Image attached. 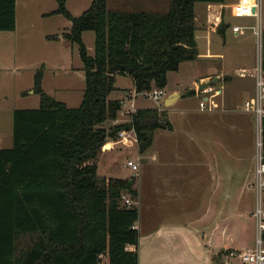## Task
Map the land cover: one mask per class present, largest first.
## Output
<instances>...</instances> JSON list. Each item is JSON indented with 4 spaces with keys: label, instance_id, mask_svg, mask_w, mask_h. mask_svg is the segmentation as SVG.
<instances>
[{
    "label": "trees",
    "instance_id": "trees-1",
    "mask_svg": "<svg viewBox=\"0 0 264 264\" xmlns=\"http://www.w3.org/2000/svg\"><path fill=\"white\" fill-rule=\"evenodd\" d=\"M197 1L225 0H170L164 11L109 8L108 0H92L80 14L58 0L53 12L72 21L65 35L79 43L85 91L79 106H69L43 88L39 68L33 84L39 106L13 111V144L0 146V264H98L101 252L110 264H139L138 249L128 247L139 241V210L122 200L123 191L136 196L137 189L132 178L101 181L98 156L121 128L133 126L144 150L156 128L173 124L166 108L147 106L130 120L105 125L123 105L109 93L118 74L131 75L137 91L165 87L170 70L198 55ZM15 27L16 0H0V29ZM86 29L95 31L93 55L83 39ZM23 232L37 237L18 248Z\"/></svg>",
    "mask_w": 264,
    "mask_h": 264
},
{
    "label": "rangeland",
    "instance_id": "rangeland-1",
    "mask_svg": "<svg viewBox=\"0 0 264 264\" xmlns=\"http://www.w3.org/2000/svg\"><path fill=\"white\" fill-rule=\"evenodd\" d=\"M91 1L67 0L66 4L73 14H80ZM202 3L198 2L199 8ZM164 4L159 10H167L170 0H164ZM57 5L58 0H17V30L0 29V136L4 138L5 146L13 144L14 108L40 104L39 93L31 91L39 68H43L42 85L49 94L72 107L79 106L83 99L86 79L79 43L68 38L65 33L59 38L60 34L69 30L66 24L71 26L72 21L63 13L53 12ZM108 7L123 6L118 0H108ZM226 21L228 24L223 33L210 31V41L207 36H202L204 31H198L200 49L205 51L209 47L212 51H221V56L199 54L182 61L179 72H170L169 87L159 99L139 94L144 100L142 104L158 107L165 103V96L173 86H183L182 94L168 108V118L173 121L175 130H169V127L156 128V146L161 145V155L158 150L157 157L168 152V156L183 158L189 151L184 145L188 144L194 147L190 151L194 158L211 162L213 179L208 176L202 184L191 183L192 186L196 185L197 190L195 209L199 213L196 215H201L203 203L211 207L196 223L202 237V244L196 248L198 251L205 250L208 255L203 260L207 262L202 264H243L237 255L230 254V248L253 244L256 235L253 185L256 114L246 108L245 100L254 92L251 71L258 58L259 37L251 26L245 27L243 32H236L232 26L235 23L256 24L257 20L256 16L228 14ZM262 25L264 27V0ZM83 39L88 53L93 55L95 31L84 30ZM218 70L221 71L218 82L224 84L223 92L217 96L220 105L214 109H202L199 100L206 93L189 92V88H195L191 78L198 71ZM118 76L119 84L128 85L131 82L129 76ZM126 90L123 88L115 94L125 93ZM110 123L109 120L105 121V125ZM165 137L170 142L165 141ZM149 153L148 147L141 150L138 143L131 146L116 143L113 149L104 154L99 153L100 180L113 174L137 179L139 175L134 176L127 160L130 157L137 158L140 162L138 172L142 173L146 164L154 160ZM168 181L180 184L175 178L169 177ZM134 205L138 207L137 202ZM217 221L221 225L212 232ZM224 225L226 229L223 232ZM204 230L205 236L202 234ZM36 237L37 233L34 232L20 233L18 248L29 246ZM107 256L105 254L104 258Z\"/></svg>",
    "mask_w": 264,
    "mask_h": 264
},
{
    "label": "crops",
    "instance_id": "crops-1",
    "mask_svg": "<svg viewBox=\"0 0 264 264\" xmlns=\"http://www.w3.org/2000/svg\"><path fill=\"white\" fill-rule=\"evenodd\" d=\"M235 1L238 0H225L223 2L197 1L195 3V21L197 25L196 36L199 49L198 55L217 54L221 56L223 54L221 51H212L209 47H207L205 51H202L199 46L198 31H204L202 32V36H207L208 41H210V31L224 32L225 29L220 28V24L222 21L227 22L226 17L228 14L252 16L233 13L232 5ZM198 2H203L200 8L198 6ZM118 3L123 6L122 8L127 9L159 10L163 7V5H165L164 0H118ZM66 26L70 27L69 23H67ZM17 28L18 15L16 0V27L9 30H17ZM65 32L60 34L59 38H62ZM51 35L54 36V34ZM61 58H63V55ZM62 61L64 62V60ZM179 68L168 72V82L164 87L165 89L169 87L170 72H179ZM213 73L219 75L221 74V71H198L192 76L191 80L196 86V83L200 82L203 78L212 77ZM124 75L127 77L129 76L131 78V82L128 85L119 84V76L117 75V79L115 81L116 87L111 90L109 96L112 98L123 99L131 95V97H129V102H134L136 108L147 107L148 105L142 104L144 100L139 97V94L142 93V91H137L135 89L133 77L129 74ZM178 85L173 86L166 96L174 91L181 92L183 86L182 84L181 86ZM123 88L127 89L125 93L119 95L115 94L117 92H121ZM31 91H34L33 87L31 88ZM178 98L179 96L173 102H175ZM171 104L166 105L164 103L163 105L158 106L161 109L166 108L169 118L170 115L168 108ZM125 115L127 114L120 111L117 119H109L111 122L110 124L119 121H127L129 116L126 118ZM171 122L173 126L172 128H169V130H175V125L173 121ZM157 129L155 130L152 143L148 146L150 152L149 154L153 155L154 160L146 164L142 173L138 172L134 175H139L137 179H133V186L138 192L135 196V202L138 204L139 217L135 225L139 230V241L137 244H129L128 247L131 249H138L139 264L206 263V260L203 261L208 258L206 251H198L197 249V246L202 244V237L198 233L199 228L196 223L199 218L201 219L205 216L211 207L210 204L203 203L204 209H201V215L199 217L196 215L199 213L198 210L195 209L197 204V190L196 185L192 186L191 183L199 182L202 184L208 176H210L211 180L213 179L211 162L207 160H199L198 157L194 158L193 153L190 152L194 149V147H191V145L188 144L184 145V147L189 151L183 155V158H181L182 156L179 158L168 156V154H170L168 152H164L163 156L158 158V150L161 155V145H158V147L156 146ZM164 140L170 142L168 137H165ZM3 142L4 138L0 136V146H5L3 145ZM118 142L129 146L138 143L136 139H121L117 136V138L108 139L106 143L107 145L103 146L100 153L104 154L108 150L113 149ZM99 165L98 161V168ZM111 176L124 177L122 174H113ZM109 177L106 176V178ZM169 177L175 178L180 182V184L177 185L178 183L174 184L168 181ZM220 225V222L217 221L212 228V232L213 229L217 230ZM225 229L226 225H224L222 231L224 232ZM202 234L205 236V230L202 231Z\"/></svg>",
    "mask_w": 264,
    "mask_h": 264
},
{
    "label": "built area",
    "instance_id": "built-area-1",
    "mask_svg": "<svg viewBox=\"0 0 264 264\" xmlns=\"http://www.w3.org/2000/svg\"><path fill=\"white\" fill-rule=\"evenodd\" d=\"M232 11L235 14L256 16V24L236 23L233 25V29L243 32L245 27H253L259 37V49L257 62L251 71L254 76V92L245 100L246 108L254 111L256 114V154L253 176L255 191L254 214L256 219V235L253 244L244 247H232L230 248V254L237 255L243 264H264V27L262 25V0L235 1L232 5ZM219 78L221 77L218 76V79ZM218 79L215 82L202 87L199 85V82L196 83V93H206V95L199 100V104L202 109H214L220 105L217 96L223 92L224 84L222 82H218ZM165 91L166 89L164 87L154 86L150 89L143 90L142 93L152 95L154 98L159 99ZM129 97H131V95ZM129 97L121 99L123 105L120 110L122 113L129 116L128 120L131 119L132 113L137 109L134 102H129ZM118 137L121 139H136L138 141L137 133L133 126L130 128L119 129ZM104 146H106V144ZM127 164L133 169L134 175L138 173L140 162L137 158H128ZM122 200L124 203L132 205L135 202V196L131 195L129 192L123 191ZM105 254L107 253L101 252L99 254L98 264H110L109 256L104 258Z\"/></svg>",
    "mask_w": 264,
    "mask_h": 264
},
{
    "label": "water",
    "instance_id": "water-1",
    "mask_svg": "<svg viewBox=\"0 0 264 264\" xmlns=\"http://www.w3.org/2000/svg\"><path fill=\"white\" fill-rule=\"evenodd\" d=\"M218 76L219 75H214L212 77L203 78L202 80H200L199 85L202 87V86L211 84V83L215 82L218 79ZM181 94H182V92H180V91H174V92L170 93L165 98V104L166 105L171 104Z\"/></svg>",
    "mask_w": 264,
    "mask_h": 264
}]
</instances>
